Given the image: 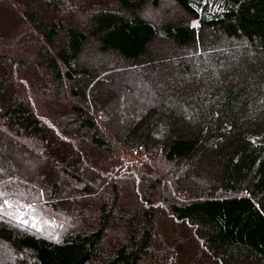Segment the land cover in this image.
I'll return each instance as SVG.
<instances>
[{"label":"trees","instance_id":"16d2710c","mask_svg":"<svg viewBox=\"0 0 264 264\" xmlns=\"http://www.w3.org/2000/svg\"><path fill=\"white\" fill-rule=\"evenodd\" d=\"M185 227L264 264V0H0V264H178Z\"/></svg>","mask_w":264,"mask_h":264},{"label":"rangeland","instance_id":"374dc122","mask_svg":"<svg viewBox=\"0 0 264 264\" xmlns=\"http://www.w3.org/2000/svg\"><path fill=\"white\" fill-rule=\"evenodd\" d=\"M150 12V11H149ZM151 14V13H149ZM155 14V13H152ZM130 82H132L130 80ZM134 86H137V82L132 83ZM115 100V101H114ZM113 100L114 106L116 110L121 112V106H120V95L118 94L115 99ZM23 146V145H22ZM24 149H31L29 146L24 144ZM9 204V203H8ZM8 209H10L16 218H18L21 222L25 223L26 225H32L36 227H40L44 221H46V216L40 215L38 212H36L31 206L29 205H22V203L19 204H9ZM163 230L165 235L170 236L175 233V229L173 226L169 223V220H164L163 223ZM50 226V224L48 225ZM52 226V225H51ZM178 232V239L182 243V250L179 253V261L178 264H185L187 261H189L192 258V254L196 251V242L195 241H186L185 239L188 237V230L187 228H181L180 230H177ZM0 247H2L0 245ZM8 252V251H7ZM9 254V253H8Z\"/></svg>","mask_w":264,"mask_h":264}]
</instances>
